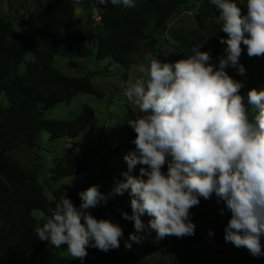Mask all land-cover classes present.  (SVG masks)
Masks as SVG:
<instances>
[{"label":"clouds","instance_id":"1","mask_svg":"<svg viewBox=\"0 0 264 264\" xmlns=\"http://www.w3.org/2000/svg\"><path fill=\"white\" fill-rule=\"evenodd\" d=\"M107 2L136 6L135 0H99L101 5ZM210 2L227 37L220 40L227 47L218 67L201 51L202 42L175 63L145 54L146 62L137 66L140 75L123 82V95L137 110L127 122L136 133L135 151L124 156L125 179L116 181L108 196L128 191L132 197V214L123 213L135 228L125 241L127 250L146 239L139 234L146 227L141 219L145 214L157 240L194 235L190 209L215 193L231 212L225 241L246 248L253 257L264 255V88L250 89L244 96V84L225 71L233 67L240 75L246 73L240 63L242 44L250 58L264 56V0H246L247 15L234 0ZM137 164L146 166L140 173L147 179L130 174ZM79 196V208L63 196L50 216L34 212L38 238L57 249L67 245L68 254L81 261L88 247L118 249L123 229L89 211L106 203L108 196L98 185Z\"/></svg>","mask_w":264,"mask_h":264},{"label":"trees","instance_id":"2","mask_svg":"<svg viewBox=\"0 0 264 264\" xmlns=\"http://www.w3.org/2000/svg\"><path fill=\"white\" fill-rule=\"evenodd\" d=\"M192 2L141 0L134 8H125L110 2L101 5L98 0V30L93 26L92 13L88 14V23L82 24L74 12V0H38L36 9L21 20L19 30L0 14V264H131L136 260V255L123 256L117 249L104 252L94 247L87 248L88 255L82 261L60 256L48 250L49 242L41 241L35 231L38 221L34 212L43 211L50 216V210L61 197L67 196L79 208L82 202L79 193L93 185L88 158L94 153L83 152L79 158L67 159L53 171L52 181L73 178V182L57 188L51 199L41 187L37 173L21 166L11 154L21 148L38 147L42 132H47L52 142L78 139L94 122L95 111L89 105L70 120L43 118L45 112L60 104L69 105L80 94L104 98V93L93 85L94 73L68 77L55 67L56 57L65 58L69 68L77 69V59L92 55L81 45L96 40L98 62L109 60L110 65L129 70L136 45L149 38L145 33L149 28L147 15H151L152 33L162 36L177 11ZM234 2L245 15L239 2ZM218 15L210 0H204L196 15L198 28L183 40L170 63L190 55V49L202 42L201 51L208 52L212 59L226 56L227 46L220 43L225 35L212 21ZM2 97L7 100L6 106L1 105ZM136 114H131L128 121ZM125 136L135 151L136 133L128 123ZM162 171H167L166 165ZM98 186L106 196L112 191V187ZM109 199L110 196L106 203L89 209L91 214L97 219H108ZM205 207L206 203L200 199L199 205L190 209L195 234L183 238L170 236L167 255L178 259L180 264H264L263 259L201 256L202 246L231 243L224 238V229L231 218L225 203H218L208 225ZM128 213L132 214L131 207ZM39 223L42 226L43 222Z\"/></svg>","mask_w":264,"mask_h":264},{"label":"rangeland","instance_id":"3","mask_svg":"<svg viewBox=\"0 0 264 264\" xmlns=\"http://www.w3.org/2000/svg\"><path fill=\"white\" fill-rule=\"evenodd\" d=\"M37 1L0 0V14L7 21L14 23L19 30L21 20L26 19L28 13L36 9ZM140 1L135 0V5ZM203 1L193 0L192 4L181 7L169 22L167 30L162 36L152 33V19L151 15L148 14L149 28L145 33L149 38L136 45L132 58L133 65L129 70H125L117 64L110 65L109 60L98 62L96 60L98 47L96 40L81 45L84 51H90L92 55L77 59V69L69 68L65 58L56 57L55 67L68 77H83L89 73H94L93 85L104 93V98L99 99L87 94H80L69 105L60 104L44 113V119L70 120L78 116L85 105L91 106L95 111L94 122L82 132L78 139L52 142L49 139V134L42 132L38 147L31 150L21 148L12 152L11 157L21 166L37 173L40 185L48 198H52V194L57 188L73 182V178H65L59 182L52 181L53 171L58 166L64 165L67 159L79 158L83 152L94 153L93 156L88 158L93 185H104L113 188L116 181L125 179L122 173L128 171V165L124 160V156L134 151L130 148V142L125 136V131L127 130L129 117L131 114L137 113V110L124 97L123 82L134 81L140 75L137 72V66L146 62L144 57L147 53H151L161 62L170 63L183 40L198 28L196 15ZM237 1L243 7L245 15H247L246 0ZM97 3L98 0H80L79 3L74 0L73 5L74 12L83 25L88 23V14L92 13L93 26L98 30L100 22L96 20L98 17ZM212 21L221 28L218 16H214ZM224 35L226 39V34L224 33ZM241 47L240 63L245 67L246 73L240 75L237 69L233 67H228L225 71L233 79L244 84L241 94L246 96L250 89L264 88V56L250 58L246 46L242 44ZM211 63L218 67L219 59L211 58ZM1 105H7V100L3 97ZM141 167L145 166L137 164L130 174L137 178L141 177ZM131 198L129 192L126 191L122 195L110 196L109 203L106 205L108 220L119 224L123 229L124 235L120 240L118 253L123 256L136 255V260L131 264H180L178 259L166 254L170 236L157 240L156 232L147 227L148 221L151 219L148 215L141 217L146 227L143 233H139L144 235L146 239L139 244L132 243L131 250L125 248V241L128 240L129 234L135 232L134 222L123 217V213H128L129 207H131ZM200 199L206 203L207 218L205 223L208 225L212 222V217L220 200L214 195L207 200L202 197ZM261 244L264 245V237H261ZM46 248L60 256L73 258L67 252V245H62L60 249H57L48 243ZM148 248L150 250H147ZM201 256L247 257L264 260V255L253 257L246 248H237L232 243L202 246Z\"/></svg>","mask_w":264,"mask_h":264},{"label":"built area","instance_id":"4","mask_svg":"<svg viewBox=\"0 0 264 264\" xmlns=\"http://www.w3.org/2000/svg\"><path fill=\"white\" fill-rule=\"evenodd\" d=\"M96 20H97L98 22H100V17L98 16V17L96 18Z\"/></svg>","mask_w":264,"mask_h":264}]
</instances>
